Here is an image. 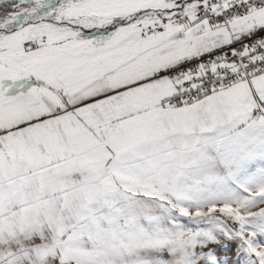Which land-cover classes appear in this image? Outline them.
<instances>
[{
	"label": "snow or ice",
	"instance_id": "obj_1",
	"mask_svg": "<svg viewBox=\"0 0 264 264\" xmlns=\"http://www.w3.org/2000/svg\"><path fill=\"white\" fill-rule=\"evenodd\" d=\"M0 7V264H264V0Z\"/></svg>",
	"mask_w": 264,
	"mask_h": 264
},
{
	"label": "rangeland",
	"instance_id": "obj_2",
	"mask_svg": "<svg viewBox=\"0 0 264 264\" xmlns=\"http://www.w3.org/2000/svg\"><path fill=\"white\" fill-rule=\"evenodd\" d=\"M3 10L4 9L2 7H0V14H2ZM232 247H233V251H230V252H228L226 254H222L223 258H227V259H230V260H235V258H236V256H235V246L233 245Z\"/></svg>",
	"mask_w": 264,
	"mask_h": 264
}]
</instances>
